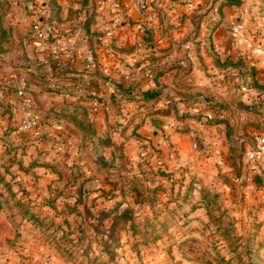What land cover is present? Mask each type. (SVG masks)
Returning <instances> with one entry per match:
<instances>
[{"label": "crops", "instance_id": "crops-1", "mask_svg": "<svg viewBox=\"0 0 264 264\" xmlns=\"http://www.w3.org/2000/svg\"><path fill=\"white\" fill-rule=\"evenodd\" d=\"M19 1L25 12L8 23L10 44L6 40L0 44V171L11 188L8 190L0 183V225L5 226L4 215L17 213L12 199L16 205L18 200L19 204L27 198L38 200L49 195L48 188H58L53 198L81 194L65 192L70 177L58 173L61 165L70 163L65 157L71 155L72 160L83 148L80 131L70 117L84 116L80 111L85 109L97 132H107L110 128L106 124L119 111L109 102L110 81L133 83L136 88L153 87L152 74L162 63H173L179 69L159 77L165 92L151 102L154 109L176 106L179 111L192 113L203 110L225 121L207 124L204 117L201 120L187 117L196 133L192 131L191 138L184 141L185 137L172 132V126L175 123L179 127L185 118L178 119L171 112L144 115L142 119L135 113L138 103L127 102L121 110L125 109L128 130L140 122L137 127L140 134L150 130L156 136L161 128L169 131L176 154L181 156L170 165L179 167L188 163L190 173L197 175L196 180L207 188L218 182L227 186L226 183L243 180L244 166L242 163L233 166L231 149H245L257 134L264 133V88L252 82H238V77L223 78L225 73L236 76V72L216 67L213 54L221 61L241 58L255 67L258 80L255 84L264 86V38L259 39L260 44L252 43L244 30L233 33L229 23L237 6L225 7L219 15L211 0H149L144 11L138 10L133 0ZM35 2H40V9L47 13L46 19L39 17L48 31L40 46L32 43V16L27 15ZM90 11L94 15L89 17L86 30L84 23ZM246 17L243 12L236 20L244 21L245 27ZM185 70L189 72L184 74ZM69 77L76 78V83ZM44 85L56 90L46 91ZM242 86L246 89L242 90ZM19 88L31 98V113L41 125L39 131H17L25 114L17 94ZM190 92L202 95L196 96V102L186 108L184 101ZM87 93L91 96H86ZM203 96L228 104L229 108L217 111ZM239 105L248 108L241 111ZM108 134L113 142L111 148L124 141L116 127ZM202 144L210 148L208 156L200 151ZM164 155L165 152L161 160L168 165L172 160L166 161ZM2 166L12 174L3 172ZM190 257L178 256L181 264H197V259ZM126 260L127 264H167V256L161 250L142 256L141 263H134L131 255Z\"/></svg>", "mask_w": 264, "mask_h": 264}, {"label": "rangeland", "instance_id": "rangeland-1", "mask_svg": "<svg viewBox=\"0 0 264 264\" xmlns=\"http://www.w3.org/2000/svg\"><path fill=\"white\" fill-rule=\"evenodd\" d=\"M32 5L27 15L47 18L40 2ZM237 7L229 23L233 33L244 30L252 43L260 44L264 0H242ZM242 11L247 15L245 27L244 21L236 20ZM20 12L25 8L19 0H0V32L8 43V23ZM227 77L237 79L231 72L223 78ZM124 112L120 108L106 124V128L121 131L122 147H99L100 152L95 153L90 143L81 142V154L76 152L72 160L71 155L65 157L67 152L62 154L70 162L58 170L71 180L65 184V192L81 194L53 198L58 188H48L49 195L38 200L27 198L20 204L18 200L16 205L12 199L17 213L3 216L0 264H127L129 255L134 263H141L142 256L159 250L167 256V264H181L179 254L192 255L197 264H264V161L246 162L242 157V181L227 186L218 182L207 188L190 173L188 163L170 165L181 156L176 154L169 131L161 128L154 136L150 130L142 134L137 128L128 130ZM185 120L188 122L183 123ZM185 120L179 127L172 126V132L185 137L184 141L191 138L192 131L196 133L190 118ZM200 151L210 154L203 144ZM163 152L166 161L172 160L168 165L161 160ZM98 154L107 160L106 166L98 162ZM60 192L63 195V189ZM216 193V200L211 199ZM126 208L132 210L129 219L120 215ZM110 210L113 212H106ZM223 230L228 231L224 236ZM251 237L253 243H249ZM248 243L256 255H246Z\"/></svg>", "mask_w": 264, "mask_h": 264}, {"label": "trees", "instance_id": "trees-1", "mask_svg": "<svg viewBox=\"0 0 264 264\" xmlns=\"http://www.w3.org/2000/svg\"><path fill=\"white\" fill-rule=\"evenodd\" d=\"M211 2H212V6H215L217 9V12L219 13V15H221L223 8L231 7V6H238L242 3V0H211ZM93 15L94 14L92 11H90L88 13V18L86 19V21L84 23V27L86 30H89V28H88L89 27V20H90L89 17H92ZM214 27H215V25L212 27V29ZM0 33H1L0 34V44H1L2 41H4V39H5V37H4L5 35H4V32H0ZM213 59H214L215 66L218 68L234 69V71L236 72V76L239 78V82H252L253 85H255L259 88H264V86H261L259 84H255L256 82H258V80L256 78L255 67L245 63L241 58H238L237 60H232L230 58H226L225 60L221 61L220 58L217 56V54H213ZM174 68L179 69V66H177L173 63L158 64L156 66L153 74H152L154 86L150 87V88H145V89L144 88H136V86H134L133 83H123V82H118V81H110V84L112 85V93L109 95V102L115 107L116 110H119L123 103H127V102L138 103V107H137L138 109L135 113L140 114L142 119H143L144 115L158 114V113L168 115L171 112H173L178 119H184L187 117H191V118H195L197 120H201L202 117H204L205 123H207V124L222 123L223 121H225L223 118H219L218 116H210L208 114V112L203 111V110H201L197 113H192L189 110L179 111L178 109H176V106H173L172 108L170 106H168V108H165L162 110L153 108V105L151 102L154 101L155 99L161 97L165 92V86L159 82V77L163 76L165 73L171 71ZM66 71H64V72H66ZM188 72H189V70H185L184 74H187ZM104 78H106V77H104ZM67 79H69L73 83H76L75 82L76 78H74V77H69ZM41 82H46V81L42 80ZM42 88L46 91H55L56 90V89H53L49 85H44ZM198 95H202V94L199 92H190L188 97H187L188 99L184 101L185 107L189 108L192 104H194L196 102V100H195L196 96H198ZM86 96L90 97L91 95H89L87 93ZM203 98L209 102L210 107L215 108L217 111L229 108L228 104L215 101V100H213L207 96H203ZM238 107L241 109V111H245L248 108V106H246V105H239ZM80 113H83L84 116L77 118L74 115L70 118H73L74 125L80 131L81 142L83 145L86 143H90V145H91L90 148L95 153L100 152V151H98L99 147H105V146L113 145V142H112V140H111V138L107 132H104V133L97 132V130L93 126V122L90 120L88 113L86 112L85 109L84 110L82 109L80 111ZM139 125H140V122H138L134 128H137ZM227 134H228V131H227ZM116 147L120 148L122 146H121V144H119ZM232 148L233 149H231V158L233 159V166L236 168L237 165L240 166L244 148L243 147H240V148L232 147ZM97 160H98V162H101V164L103 166L107 165V160H105L101 154H98ZM44 165L51 166L49 163H45ZM3 167H5V172L9 170V168H7L6 166H3ZM0 183H2V185L5 188H7L8 190L11 189L10 184L5 180L2 173L0 174ZM131 185H133V186H131ZM129 187H131V189H136V186H134V184H130ZM132 191H134V190H132ZM204 195H205L204 196L205 198L208 197L207 193H204ZM210 196H211V199H213V200H216V198H217L216 194H212ZM106 212H113V210L106 211ZM131 214H132V210L130 208H126L122 212H120V215L122 217L128 218V219H129V216H131ZM223 233H224L223 234V236H224L225 234L228 233V231L226 232V230H223ZM251 241H252V243L254 242L252 237L249 239V243ZM249 243L244 246L246 248V252H245L246 255H249V256L250 255H256V253L254 254L253 249L251 248V245ZM258 243H259V246L261 247L262 241L258 242ZM241 261L243 262V260H241ZM252 261L253 260L250 259L249 262L252 263ZM258 262H260V260H258Z\"/></svg>", "mask_w": 264, "mask_h": 264}, {"label": "built area", "instance_id": "built-area-1", "mask_svg": "<svg viewBox=\"0 0 264 264\" xmlns=\"http://www.w3.org/2000/svg\"><path fill=\"white\" fill-rule=\"evenodd\" d=\"M134 6L144 11L149 6V0H133ZM30 31L32 37V43L34 46H40L47 39V28L39 18H34L30 22ZM242 90L246 89V86L241 87ZM17 94L20 98L21 105L25 110V114L21 117L17 126L18 132H29L33 130H40V123L32 116V102L29 95H27L23 88L17 90ZM242 114V112H240ZM243 159L246 162H259L264 158V133L257 134L254 137L253 143L244 149Z\"/></svg>", "mask_w": 264, "mask_h": 264}]
</instances>
